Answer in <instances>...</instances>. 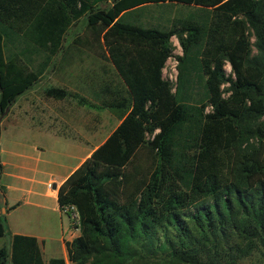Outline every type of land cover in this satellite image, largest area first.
Listing matches in <instances>:
<instances>
[{
  "label": "trees",
  "instance_id": "16d2710c",
  "mask_svg": "<svg viewBox=\"0 0 264 264\" xmlns=\"http://www.w3.org/2000/svg\"><path fill=\"white\" fill-rule=\"evenodd\" d=\"M81 20L63 53L106 63L98 89L43 96L121 121L57 190L68 264H264V0H0V116ZM7 262L43 264L37 240L13 235Z\"/></svg>",
  "mask_w": 264,
  "mask_h": 264
},
{
  "label": "crops",
  "instance_id": "0c3cea01",
  "mask_svg": "<svg viewBox=\"0 0 264 264\" xmlns=\"http://www.w3.org/2000/svg\"><path fill=\"white\" fill-rule=\"evenodd\" d=\"M82 55L74 50L63 53L62 85L58 88L89 99L87 92L98 89L100 65L95 72L78 69L74 77L67 71L69 63L79 61ZM35 85L17 96L0 116V214L6 224V234L0 239L7 236V243L0 247L9 253L13 235L29 236L37 240L43 264L52 258L68 264L65 242L76 237L77 231L59 211L57 190L121 119L116 111L78 106L73 98H45V88L43 98H35ZM80 108L90 111L91 117L77 114Z\"/></svg>",
  "mask_w": 264,
  "mask_h": 264
},
{
  "label": "rangeland",
  "instance_id": "374dc122",
  "mask_svg": "<svg viewBox=\"0 0 264 264\" xmlns=\"http://www.w3.org/2000/svg\"><path fill=\"white\" fill-rule=\"evenodd\" d=\"M109 6V1H107L104 4H100V8H105ZM84 22L78 21L74 24H70L66 27V30L62 31V34L59 37V44H60V48L58 49V51L56 52L55 56L53 57V60L51 62V64L48 66L49 68H47L46 72L42 74V76L40 77V79L38 80V82L36 83V85L32 88L33 89V97L35 98H43L42 96V90L46 87L49 86H57L60 87L62 85V73H61V69L63 68V47L66 45V43H69L74 37L75 35H82L83 34V30H84ZM172 45H173V51L172 54L177 55L180 54V49L177 45V42L174 38L171 39ZM250 42H252V39H250ZM85 44V43H84ZM85 51H83L82 57L79 59V61L75 60L69 63V69H67V71L71 72V76L74 77L75 75H78L79 71L80 72H85L87 70H91L93 69L94 72L98 71V66L100 65H106L105 62L99 60L91 51H89L88 47L84 48ZM252 53H254V49H252ZM173 56L170 57L165 65H164V74L166 75V73L169 71V66L173 61ZM78 62V63H75ZM63 71V70H62ZM225 71L226 73L229 72V67L226 65L225 66ZM64 80H66V77H63ZM64 82V81H63ZM65 84V83H63ZM66 86V85H63ZM77 114H81L83 117L85 118H90L91 117V112L87 111L84 108H80L77 109L76 111ZM107 116V115H106ZM108 125V124H107ZM71 228H73V225H71ZM7 239L6 237H3L2 239H0V244L1 246H4V243ZM6 245V244H5ZM255 261L257 260L258 256H254ZM254 258H252V261L254 260ZM251 262V261H250ZM248 263V260L246 261V264ZM10 264V263H7Z\"/></svg>",
  "mask_w": 264,
  "mask_h": 264
},
{
  "label": "built area",
  "instance_id": "2783aa9c",
  "mask_svg": "<svg viewBox=\"0 0 264 264\" xmlns=\"http://www.w3.org/2000/svg\"><path fill=\"white\" fill-rule=\"evenodd\" d=\"M177 55H179V54H177ZM175 64H176V61L173 57V61L170 64L169 71L166 73V75L164 74V67L162 69V77L172 84L174 83L175 74H176ZM60 213L69 220L71 225H73L74 223L77 222V214H76L74 206H66L62 209V211Z\"/></svg>",
  "mask_w": 264,
  "mask_h": 264
},
{
  "label": "water",
  "instance_id": "95a60500",
  "mask_svg": "<svg viewBox=\"0 0 264 264\" xmlns=\"http://www.w3.org/2000/svg\"><path fill=\"white\" fill-rule=\"evenodd\" d=\"M6 112V110H4V112L3 113H5ZM52 187H54V186H52Z\"/></svg>",
  "mask_w": 264,
  "mask_h": 264
}]
</instances>
